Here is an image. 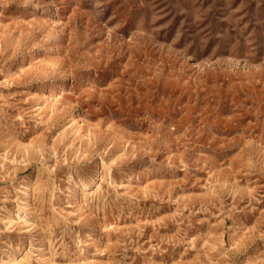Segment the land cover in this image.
<instances>
[{
    "label": "rangeland",
    "instance_id": "rangeland-1",
    "mask_svg": "<svg viewBox=\"0 0 264 264\" xmlns=\"http://www.w3.org/2000/svg\"><path fill=\"white\" fill-rule=\"evenodd\" d=\"M0 264H264V0H0Z\"/></svg>",
    "mask_w": 264,
    "mask_h": 264
},
{
    "label": "bare ground",
    "instance_id": "bare-ground-1",
    "mask_svg": "<svg viewBox=\"0 0 264 264\" xmlns=\"http://www.w3.org/2000/svg\"><path fill=\"white\" fill-rule=\"evenodd\" d=\"M109 170V169H108ZM83 173V172H82ZM78 174V173H77ZM90 177V176H89Z\"/></svg>",
    "mask_w": 264,
    "mask_h": 264
}]
</instances>
